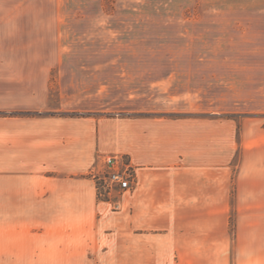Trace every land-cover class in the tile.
<instances>
[{
  "label": "rangeland",
  "instance_id": "1",
  "mask_svg": "<svg viewBox=\"0 0 264 264\" xmlns=\"http://www.w3.org/2000/svg\"><path fill=\"white\" fill-rule=\"evenodd\" d=\"M0 68H53L51 105L101 118L107 154L198 168L189 193L230 198L237 264L239 182L264 172V0H0ZM132 197L100 200L118 247L88 264H131Z\"/></svg>",
  "mask_w": 264,
  "mask_h": 264
},
{
  "label": "crops",
  "instance_id": "2",
  "mask_svg": "<svg viewBox=\"0 0 264 264\" xmlns=\"http://www.w3.org/2000/svg\"><path fill=\"white\" fill-rule=\"evenodd\" d=\"M52 69L0 68V264H88L118 247L94 172L103 156L120 153L103 148L101 118L63 117L51 105ZM131 155V264H212L221 249L229 264V196L189 193L187 178L199 169L173 171L178 156L145 146ZM244 170L234 259L264 264V172Z\"/></svg>",
  "mask_w": 264,
  "mask_h": 264
},
{
  "label": "built area",
  "instance_id": "3",
  "mask_svg": "<svg viewBox=\"0 0 264 264\" xmlns=\"http://www.w3.org/2000/svg\"><path fill=\"white\" fill-rule=\"evenodd\" d=\"M101 166L94 172L99 200L115 198L119 194L131 192L137 186V167L123 155L115 154L101 158Z\"/></svg>",
  "mask_w": 264,
  "mask_h": 264
}]
</instances>
